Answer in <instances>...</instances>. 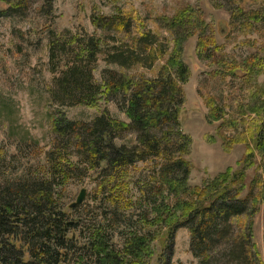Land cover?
<instances>
[{
  "label": "trees",
  "instance_id": "trees-1",
  "mask_svg": "<svg viewBox=\"0 0 264 264\" xmlns=\"http://www.w3.org/2000/svg\"><path fill=\"white\" fill-rule=\"evenodd\" d=\"M39 1L43 3L39 13L50 24L54 0H0V17L25 15L30 5ZM107 1L114 4L119 0ZM192 12L189 9L190 15ZM187 14L183 11L171 26L179 27L190 16ZM135 17L123 15L118 9L114 16L94 14L92 23L97 29L114 33V38L118 33H130ZM195 17L203 27L202 12L198 11ZM196 29L193 35L200 37L199 55L212 52L214 57L217 53L223 63L221 50L211 49L216 45V36H207L198 26ZM50 38L52 61L57 59V51L65 55L69 52L52 91L54 102L61 106L98 107L102 98L115 101L129 122L115 118L109 110L90 122L71 120L64 114L51 116L55 139L47 154L50 179L19 176L0 183V264H144L147 256L152 257L155 252L153 243L158 239L164 245L165 260L161 262L171 264L179 228L189 231L191 252L200 264H264L250 221L264 200V188L261 197L255 195L253 186L246 197L238 196L242 187L234 194L242 177L232 174L233 169L206 187L188 184L192 174L187 159L191 139L182 129V111L190 69L183 61L181 45L176 46L155 79L106 70L103 83L97 84L92 67L101 50L98 40L74 37L65 44L51 35ZM177 41L181 43L179 36ZM156 42L155 35L144 32L131 47H114L107 60L122 69L129 68L142 62L138 51L144 49L149 61L156 52ZM152 63L153 59L146 66ZM250 129L256 134L255 148L264 150V125ZM126 134H134L135 143H120ZM71 146L78 150L84 169L96 173L100 193L95 199L103 197L104 218L88 219L89 224L82 231L85 242L78 233L81 219L70 217L71 209L78 210L84 202L72 207L58 190L79 172L77 166L65 165L63 160ZM248 151L254 154L253 148L248 147ZM153 158L159 164L153 177L143 183V200L135 201L128 196L124 173ZM166 198L170 199L168 206L164 203ZM137 203L139 206L135 207ZM133 208L140 211L138 225L129 215ZM121 212L128 217H121ZM148 227L158 228L159 232L146 231ZM113 237L120 239L121 245L114 243Z\"/></svg>",
  "mask_w": 264,
  "mask_h": 264
},
{
  "label": "rangeland",
  "instance_id": "rangeland-1",
  "mask_svg": "<svg viewBox=\"0 0 264 264\" xmlns=\"http://www.w3.org/2000/svg\"><path fill=\"white\" fill-rule=\"evenodd\" d=\"M42 6L41 1L35 2L25 15L0 17V183L19 176H49L51 167L47 154L55 139L51 129L52 115L64 114L71 120L90 122L109 110L115 118L129 122L115 101L102 98L98 107L61 106L52 98L69 52L65 55V52L57 51V59L52 61L50 35L65 44L74 37H93L101 45L98 61L92 67L97 84L103 83L106 70L155 79L176 46L181 45L183 61L190 69L182 111V129L191 139L187 157L192 165L189 186L206 187L233 169L232 174L242 177L235 185L234 194L242 187L238 196L246 197L253 186L255 195L261 197L264 150L255 148L256 134L250 128L264 125V0H119L114 4L107 0H54L50 24L39 13ZM118 9L123 15L138 18L133 20L132 30L127 35L118 33L113 38L114 33L97 29L92 23L94 14L114 16ZM189 9L194 11L191 15ZM185 10L190 16L179 27H172V20ZM198 11L202 12L203 27L196 21ZM197 26L207 36H216V45L211 49L221 50L223 63L217 53L214 57L212 52L199 55L200 37L193 35ZM144 32L157 37L153 58L148 61L142 49L138 51L142 62L129 68L122 69L108 62L107 57L114 47H131L133 40ZM178 36L181 43L177 41ZM151 59V66H146ZM223 78L226 82L221 83ZM135 137L126 134L120 143L133 144ZM248 147L254 149L253 155ZM77 151L71 146L63 160L65 165L77 166L79 176H72L70 183L58 190L68 205L76 202L82 189L87 190L80 208L70 211L71 219H81L78 233L85 242L83 227L89 224L90 217L101 220L103 197L95 199L100 193V182L96 173L85 170L79 163ZM158 164L159 161L153 158L125 171L129 197L138 202L143 200V183L153 177ZM169 202L170 199H164L166 206ZM138 206L137 203L135 207ZM134 208L129 215L134 217V225H138L140 211ZM145 208L150 210L147 205ZM120 215L128 217L123 212ZM152 217L156 218L155 215ZM250 221L264 261V200L259 202ZM146 231L155 234L159 229L148 227ZM112 241L121 245L118 238L113 237ZM153 246L155 252L152 257L147 256L144 264H162L165 260L161 239L155 240ZM171 264H200L191 252L187 228L176 231Z\"/></svg>",
  "mask_w": 264,
  "mask_h": 264
},
{
  "label": "water",
  "instance_id": "water-1",
  "mask_svg": "<svg viewBox=\"0 0 264 264\" xmlns=\"http://www.w3.org/2000/svg\"><path fill=\"white\" fill-rule=\"evenodd\" d=\"M86 196H87V190L86 189H82L80 194H79V196H78V198H77V200H76V202H74L71 206L75 207L77 205L82 204L85 201Z\"/></svg>",
  "mask_w": 264,
  "mask_h": 264
}]
</instances>
